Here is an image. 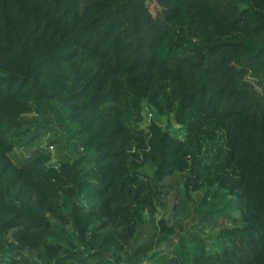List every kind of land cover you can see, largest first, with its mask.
Here are the masks:
<instances>
[{"label": "trees", "instance_id": "obj_1", "mask_svg": "<svg viewBox=\"0 0 264 264\" xmlns=\"http://www.w3.org/2000/svg\"><path fill=\"white\" fill-rule=\"evenodd\" d=\"M145 103L169 126L140 129ZM60 108L91 170L44 151L16 165L26 115ZM176 174L241 213L183 264H264V0H0V264H76L53 220L124 250Z\"/></svg>", "mask_w": 264, "mask_h": 264}, {"label": "rangeland", "instance_id": "obj_2", "mask_svg": "<svg viewBox=\"0 0 264 264\" xmlns=\"http://www.w3.org/2000/svg\"><path fill=\"white\" fill-rule=\"evenodd\" d=\"M67 114L65 109L60 108L46 114L26 115L30 132L26 140L29 144L15 147L11 153L14 163L21 165L36 153L44 151L52 156L53 165L59 166L61 162L70 161L78 163L85 172L90 171L93 166L92 153L85 149V136L75 135V127ZM152 121L164 127L170 124L167 118L145 103L143 120L138 123V127L146 129ZM171 124L173 132L183 137L181 127L175 121ZM140 171L157 181L156 167L152 163L146 164ZM186 182L187 174H176L159 183L161 198L152 209L147 210L145 221L138 226L137 234L124 250L113 247L98 253L97 249H83L69 226H62L53 220L58 239L82 251L76 264H175L174 261L183 264L191 259L189 254L197 238L205 243L207 249H212L217 244L220 229L233 225V220L241 218L235 196L218 190L217 186H206L194 192L186 188ZM217 216L219 223H210L212 221L208 218L217 219ZM162 219H166L174 228L167 237L160 225ZM118 257L120 261H117Z\"/></svg>", "mask_w": 264, "mask_h": 264}, {"label": "built area", "instance_id": "obj_3", "mask_svg": "<svg viewBox=\"0 0 264 264\" xmlns=\"http://www.w3.org/2000/svg\"><path fill=\"white\" fill-rule=\"evenodd\" d=\"M53 148V146H51ZM122 264H125V263H122Z\"/></svg>", "mask_w": 264, "mask_h": 264}]
</instances>
